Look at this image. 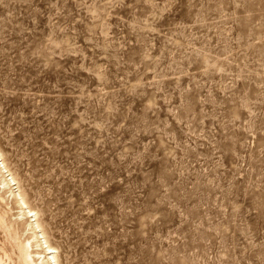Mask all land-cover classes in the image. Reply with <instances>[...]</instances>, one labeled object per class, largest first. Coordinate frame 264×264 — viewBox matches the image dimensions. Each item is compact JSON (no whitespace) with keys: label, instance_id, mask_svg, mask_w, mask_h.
<instances>
[{"label":"rangeland","instance_id":"obj_1","mask_svg":"<svg viewBox=\"0 0 264 264\" xmlns=\"http://www.w3.org/2000/svg\"><path fill=\"white\" fill-rule=\"evenodd\" d=\"M0 149L60 264H264V0H0Z\"/></svg>","mask_w":264,"mask_h":264},{"label":"bare ground","instance_id":"obj_2","mask_svg":"<svg viewBox=\"0 0 264 264\" xmlns=\"http://www.w3.org/2000/svg\"><path fill=\"white\" fill-rule=\"evenodd\" d=\"M5 157L4 152L0 149V187L7 189L9 196H12L20 205V212H18L21 221L19 224L24 226L23 229L30 231V236L25 240L22 239L18 226H15L16 223L8 218L7 210L0 208V231L3 232V236L0 234V264H60L58 248L49 241L47 230L45 231L40 222L38 209L28 204L29 202L22 192L23 189H20L21 185L19 188L17 187L18 190L13 188L20 181L18 182L16 176L10 172V167L8 168L5 163ZM5 197L6 195H4Z\"/></svg>","mask_w":264,"mask_h":264}]
</instances>
